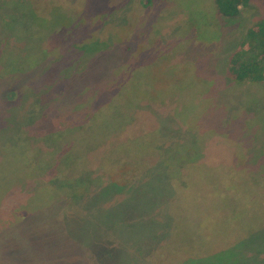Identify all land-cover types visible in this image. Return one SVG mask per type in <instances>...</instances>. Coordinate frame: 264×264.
<instances>
[{
	"label": "rangeland",
	"instance_id": "obj_1",
	"mask_svg": "<svg viewBox=\"0 0 264 264\" xmlns=\"http://www.w3.org/2000/svg\"><path fill=\"white\" fill-rule=\"evenodd\" d=\"M30 1L46 24L31 41L45 47L39 56L15 48L37 33L25 25V0H0V61L10 43L5 67L28 69L10 79L0 64V264H150L145 256L164 245L175 264H194L187 249L206 264H264V80L227 76L264 0L235 17L214 0H59L52 16V1ZM195 88L205 90L192 101ZM150 92L171 96L164 104ZM99 99L92 117L75 119ZM49 111L64 118L43 123ZM57 120L67 122L52 156L31 157L28 135ZM196 124L208 136L188 129ZM48 164L62 168L39 173L50 198L21 190L23 176Z\"/></svg>",
	"mask_w": 264,
	"mask_h": 264
},
{
	"label": "trees",
	"instance_id": "obj_2",
	"mask_svg": "<svg viewBox=\"0 0 264 264\" xmlns=\"http://www.w3.org/2000/svg\"><path fill=\"white\" fill-rule=\"evenodd\" d=\"M1 1L4 2V0H1ZM50 1H52V5L48 8V10H46V15L52 16L53 12H54V14H58L57 11H55L56 9L55 10L52 9V6H54V5L56 6V5L61 4V3H59V0H50ZM147 2L149 4L151 2V0H147ZM249 3H250V0H214V4H216L218 12H220L222 15L230 16V17H235V16L245 12L246 10H248L249 9L248 7L250 6ZM18 5H21V3H18ZM24 7L27 11V13L24 16L26 19L25 25L30 29V31L33 29H36L37 33L35 35H32L31 40H27L25 38H20L18 41L21 42L22 44H21V46H18V44L15 43V48L17 50H19V53H17L19 55L33 54V55L39 56L40 54L44 53L45 47L43 45H42L43 47L41 45H38L37 44L38 42H36L35 44H32L31 41H33V42L36 41L40 37V35L43 33L42 31L46 29L45 19H44V17H41V15H39V13L36 11L35 8L33 10L30 0H25ZM11 15L16 17L15 13H13ZM94 20L95 21L97 20L96 16L94 17ZM101 24H102V22L100 23V25ZM123 27L124 26L115 27V28H113V30L118 32ZM7 28H9V26ZM98 29H99V27L97 26L96 29L94 28L92 30H89L87 32V34L84 36V37H88L89 43L92 42L91 40L98 39V37H94L92 35L93 33H95L96 35H99L102 33V32L98 33L99 32ZM129 33H130V31L126 34H123V35L117 33L118 35L116 36V38L114 40L115 44H117V45L120 44L124 40L122 38H125L126 36H128ZM245 35H246L245 38L241 41L238 48L233 52L230 61H228L229 64L227 67V76L231 79L238 81V82H240V81H263L264 80V17L259 19L257 22H255L252 26H250ZM28 42H30V45H28ZM10 45L11 44L9 43L8 47L6 46L5 48L2 49V55H1L2 59L0 61V64L2 65V68H3L2 77L15 79V78H18L19 73H20V76L22 74H26L25 72L28 69L21 70L17 67H5L8 65H12L11 64L12 59L10 56L12 49L10 48ZM79 45H80L81 51H83L82 46H84L86 44L80 43ZM15 48L13 47L14 53H16ZM45 58H46V56H45ZM61 78L66 79L65 71L61 75ZM204 90L205 89L199 90V88L198 89L195 88L194 90L191 89L190 91L193 94L192 101H195V98L197 96L198 91H204ZM77 91L78 90L76 87L75 90L71 92L72 96L73 95L74 96H76V95L82 96L83 95L82 91L81 92L79 91V93H77ZM63 92L67 93V92H69V89H67L63 86ZM167 93L161 95V94H152L150 92V93H148V97L150 96V94L155 95V96L160 95L157 98H159V100L161 102L165 101L164 104H167L166 100H164V98L171 96V92L168 94ZM145 95H146V93H145ZM201 99H203V98H201ZM98 101H99L98 103L96 102L97 104H92L91 108H89L88 111L81 112L78 116L75 117V119L80 118V117H84V116H89V115L92 117V115L96 111L101 109V105L103 102L101 101V99H99ZM153 102H156V101H153ZM184 102L185 101L183 100V103ZM79 106H81V103L79 105H77L75 108H80ZM128 108H129V110L127 111L128 115L132 118V115L130 113V111H131L130 105H128ZM61 113L62 112H60V111H49V112L45 113L44 115H42L40 117V119L43 123L48 124L50 122V119H52V117H58L60 119L64 118L61 115ZM177 115H178V112H177ZM66 122L67 121H62V120L58 121L57 120L55 122V127H57L56 130H50V131L44 130L43 133H38V135H36V134L28 135V143L32 146V149H33V147L35 149V150L33 149L34 153L31 155V157H33L35 154H37L38 159H40L39 161H43L44 158L40 157L43 152H45L47 154V157H51L52 156L51 148L56 143V140H55L56 137L55 136H59L58 140H62V138L60 136H62L61 134H63L65 132V131L64 132H62V131H63L64 127L66 126V125H64ZM121 126L124 127V125H121ZM199 128L200 127L198 126V124H196L195 126H192V127L189 125V127H188V129H190L194 133H196V132H197V134L204 133L205 136H208V131L200 132ZM263 154H264V152H263ZM31 159L34 160L33 158H31ZM100 161H101V165H100L99 169L104 173V171H106V166L104 163H107L109 161V159L104 157L103 155H100ZM192 163L196 164V162H192ZM114 165H116V167H118V169L123 168V166H121V161L118 159H115ZM114 165L112 166L111 171L114 170ZM33 166H34V163H32L29 160L26 169L27 170L31 169L34 171ZM88 169H89V166H87V170ZM123 169H125V167ZM36 171L37 172H33V173H35V176H31V175L23 176V178L20 181L21 190H23V187H24V188H26V191L27 190H33L38 198H39V196H49V198H50V195L52 194V191L54 190V189H51L52 187H49V189H43L44 186H42L40 189H38L37 182L39 181L38 180L39 179L38 176L40 175L39 173L44 174V175H48V173H51L52 177H60V173L62 171V168L60 166L49 165V164L46 165L45 167L38 165V167H36ZM41 177H43V176H41ZM102 177H103V174H98L94 178V182H98V180L101 181ZM31 179L34 180L33 185L32 184L28 185L27 182H28V180H31ZM26 180H27V182H26ZM25 183H26V186H25ZM9 186L10 185H8L7 187H9ZM182 186H185V185L184 184L179 185V187H182ZM64 187L65 186L57 187L58 196H60V194H59L60 189H64ZM7 189L5 191H3V195L5 193H7L8 191H11V190H7ZM87 192H88V188L83 194H86ZM77 193L80 194L78 191L74 192L75 195ZM47 202H48V200H47ZM169 249H170V247H167V245L161 246V248H158V249L156 248L154 250V252H155L154 255L145 256V259L150 264H168V263L169 264H175V261L171 260L174 258L172 256V254H170ZM201 250H205V249H201ZM215 250H219V249H215ZM203 254L205 255V253L200 252L199 255L194 256L193 252L191 253L190 250L187 249V256L185 257V260L191 261L194 264L209 263L208 260L207 261L200 260V258H203ZM211 258L209 259V261L211 260ZM159 260H161V261H159Z\"/></svg>",
	"mask_w": 264,
	"mask_h": 264
}]
</instances>
